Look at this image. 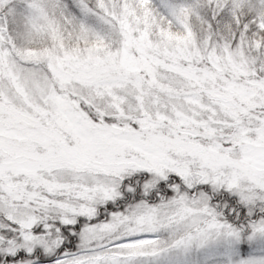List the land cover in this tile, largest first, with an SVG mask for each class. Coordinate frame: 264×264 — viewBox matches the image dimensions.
<instances>
[{"label": "snow or ice", "instance_id": "obj_1", "mask_svg": "<svg viewBox=\"0 0 264 264\" xmlns=\"http://www.w3.org/2000/svg\"><path fill=\"white\" fill-rule=\"evenodd\" d=\"M0 264H264V0H0Z\"/></svg>", "mask_w": 264, "mask_h": 264}]
</instances>
